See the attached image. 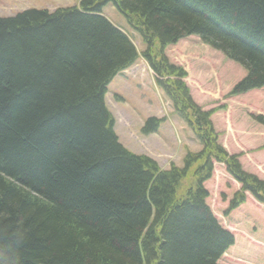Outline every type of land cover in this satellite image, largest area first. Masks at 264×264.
Here are the masks:
<instances>
[{
    "label": "trees",
    "instance_id": "obj_1",
    "mask_svg": "<svg viewBox=\"0 0 264 264\" xmlns=\"http://www.w3.org/2000/svg\"><path fill=\"white\" fill-rule=\"evenodd\" d=\"M77 1L0 16V264H219L236 239L207 201L215 163L240 184L228 213L249 193L264 204V178L226 149L212 119L225 107L196 102L166 49L197 35L245 68L229 96L263 88L264 0ZM140 58L202 145L182 165L161 167L114 129L108 86Z\"/></svg>",
    "mask_w": 264,
    "mask_h": 264
},
{
    "label": "rangeland",
    "instance_id": "obj_2",
    "mask_svg": "<svg viewBox=\"0 0 264 264\" xmlns=\"http://www.w3.org/2000/svg\"><path fill=\"white\" fill-rule=\"evenodd\" d=\"M76 4L77 0H0V16H13L29 8L54 10ZM103 12L129 34L140 51L144 49L140 35L113 3L105 6ZM166 54L187 70L185 81L196 102L205 109L225 107L212 116L220 141L231 154L240 156L247 171L264 178V87L229 96L246 74L245 68L197 35L168 46ZM106 102L115 117V130L121 142L126 147L132 146L133 151H148L157 156L162 167L172 162L182 165L187 148L195 151L202 148L192 129L174 112L170 99L157 86L154 72L143 58L115 76L109 84ZM150 116L164 117L165 121L156 132L144 137L141 128ZM206 187L212 211L236 239L218 263L264 264V204L249 193L243 204L228 213L230 200L240 184L223 163H215Z\"/></svg>",
    "mask_w": 264,
    "mask_h": 264
},
{
    "label": "crops",
    "instance_id": "obj_3",
    "mask_svg": "<svg viewBox=\"0 0 264 264\" xmlns=\"http://www.w3.org/2000/svg\"><path fill=\"white\" fill-rule=\"evenodd\" d=\"M144 136V135H143ZM144 137H149V135L147 136V135H145ZM131 150H133V148H132V146H128ZM135 152H137V153H143L142 151H135ZM146 154H149V155H151L152 157H154L155 159H158L157 158V156H155V155H153V154H151L150 152H148V151H146ZM158 162L161 164V162H160V160H158ZM164 168H166V164L164 165Z\"/></svg>",
    "mask_w": 264,
    "mask_h": 264
},
{
    "label": "bare ground",
    "instance_id": "obj_4",
    "mask_svg": "<svg viewBox=\"0 0 264 264\" xmlns=\"http://www.w3.org/2000/svg\"><path fill=\"white\" fill-rule=\"evenodd\" d=\"M104 13V12H103ZM130 68V67H129ZM128 69V68H127ZM127 69H125V70H123L122 72H120V73H123L124 71H126ZM119 74V73H118ZM109 87V86H108ZM108 93V92H107ZM107 95V94H106ZM115 122H116V120H115ZM114 129H115V126H114ZM116 131V130H115ZM117 133V132H116ZM118 134V133H117ZM118 136H119V134H118Z\"/></svg>",
    "mask_w": 264,
    "mask_h": 264
}]
</instances>
